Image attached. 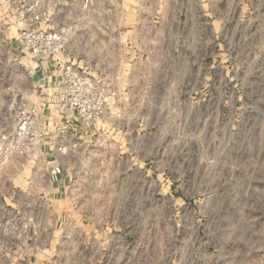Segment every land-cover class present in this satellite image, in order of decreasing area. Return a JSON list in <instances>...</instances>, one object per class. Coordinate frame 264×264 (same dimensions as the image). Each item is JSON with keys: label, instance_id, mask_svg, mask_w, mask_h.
<instances>
[{"label": "rangeland", "instance_id": "374dc122", "mask_svg": "<svg viewBox=\"0 0 264 264\" xmlns=\"http://www.w3.org/2000/svg\"><path fill=\"white\" fill-rule=\"evenodd\" d=\"M55 1L56 24L70 28L63 59L101 76L119 108L76 142L73 159L81 172L98 170L85 215L115 222V251L102 264H264V0H202L175 22L163 12L183 42L155 50L127 45L130 27L153 24L145 0L116 22V0H93L89 14L80 0ZM13 24L0 0V132L13 124ZM27 68L35 86L48 77L20 53V85ZM48 158L0 179V264H28L24 252L34 264L50 221L75 217V180L60 202ZM14 200L17 217L31 204L38 218L37 234L16 242Z\"/></svg>", "mask_w": 264, "mask_h": 264}, {"label": "built area", "instance_id": "2783aa9c", "mask_svg": "<svg viewBox=\"0 0 264 264\" xmlns=\"http://www.w3.org/2000/svg\"><path fill=\"white\" fill-rule=\"evenodd\" d=\"M2 1L8 17L14 19L17 35L14 39L19 42L21 53L35 60L48 72V77L29 93L14 87L10 95L13 124L0 132V179L10 167L15 168L16 175L24 164L41 161L45 151L74 157L77 144L70 137L88 136L98 120L119 110L114 92L102 82L101 76L63 61L70 28L56 24L55 0ZM80 3L87 14L94 12L93 0ZM51 68L53 75L49 73ZM34 97L39 102L32 100ZM50 171L56 174L55 169ZM33 209L28 204L26 213L17 217L19 208L14 200V225H23L18 234L14 233L15 242L37 234L38 218Z\"/></svg>", "mask_w": 264, "mask_h": 264}, {"label": "crops", "instance_id": "0c3cea01", "mask_svg": "<svg viewBox=\"0 0 264 264\" xmlns=\"http://www.w3.org/2000/svg\"><path fill=\"white\" fill-rule=\"evenodd\" d=\"M119 1H121L122 5H119ZM128 1L129 7H124L123 0H116L117 6L112 8L114 21L117 19L120 10L124 13L126 10H136L131 0ZM145 2H149V9L153 10L155 13L153 24L152 26H143L142 24L144 21H140V26L134 28L130 27L129 30H127L129 39L127 44L128 49H137V47H139V50L141 48L155 50L168 46L171 48L179 47L183 42L182 28L180 25H178L177 28H173V26L170 28L164 27L163 12H169L172 22H175V19L179 20L181 14H191L195 8L203 9L204 7L202 0H145ZM115 30L119 32L120 28H117L115 25L113 31ZM192 34H195L194 29L192 30ZM15 37H17V35L14 32V38ZM193 38L194 36L192 39ZM20 49L21 46L19 42L14 39V87L16 88H19L20 85L18 80ZM150 53L149 55H153L152 52ZM66 58H68V56H66ZM63 61L70 62L69 60ZM26 70V81L20 85V88L22 91L29 93L32 87L35 86V83L32 76H30L28 68ZM49 70V73H54L52 68ZM81 139H83V137H70V141L73 142H78ZM48 156V160L51 161L48 175L50 177L51 186H53L52 192L56 197H59L60 202H63L61 198L67 193L72 180H75L74 188L76 196L73 203L76 211L75 217L58 216L50 221L52 224L50 230H52V232L45 236V240L48 242H46L42 250L34 254V264L108 263L109 258L112 256V251H115L113 248L114 234L111 232L115 224L114 219L108 217L98 219L85 215L86 212L83 211L94 207L92 193L96 192L97 185L96 181L92 178L97 177L98 170L81 172L76 169V163L73 162L74 157L63 156L58 152H48ZM52 169L56 170L55 175L50 171ZM50 206L54 207V205ZM48 222L46 221L43 223L47 225ZM55 229L58 230L56 231ZM123 240H125V238H123ZM56 241L59 242L58 245L54 244ZM17 255L18 252L15 251L14 256ZM20 256L23 258L24 262L32 264V259L29 258L27 252H24Z\"/></svg>", "mask_w": 264, "mask_h": 264}]
</instances>
